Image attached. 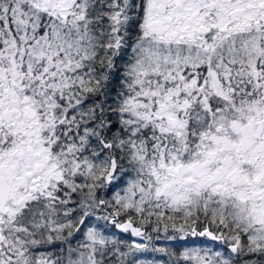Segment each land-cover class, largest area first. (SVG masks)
Masks as SVG:
<instances>
[{
  "label": "snow or ice",
  "instance_id": "obj_1",
  "mask_svg": "<svg viewBox=\"0 0 264 264\" xmlns=\"http://www.w3.org/2000/svg\"><path fill=\"white\" fill-rule=\"evenodd\" d=\"M0 264H264V0H0Z\"/></svg>",
  "mask_w": 264,
  "mask_h": 264
}]
</instances>
